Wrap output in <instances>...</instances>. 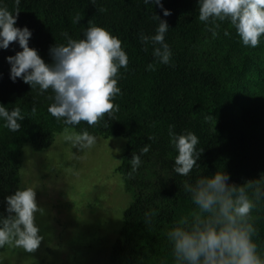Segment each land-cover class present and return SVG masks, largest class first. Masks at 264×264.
Segmentation results:
<instances>
[{"label":"trees","instance_id":"16d2710c","mask_svg":"<svg viewBox=\"0 0 264 264\" xmlns=\"http://www.w3.org/2000/svg\"><path fill=\"white\" fill-rule=\"evenodd\" d=\"M161 3L171 15L164 16L161 7L144 0H95V4L91 0H21L15 25L31 31L29 47L48 64L53 63L50 47L67 44L69 37L83 39L89 21L118 37L129 57L127 69H119L121 94L114 100L119 111L112 120L104 118L109 126L105 128L104 121L95 127L86 122L74 126L77 132L87 129L95 136L125 139L115 171L131 201L123 211V227L110 248L108 264H174L167 232L195 208L184 190L185 181L194 184L217 170L228 173L229 182L236 185L264 175V35L257 47L245 46L225 20L218 21L213 37L208 25L198 19L199 0ZM0 6L13 11L14 0H0ZM77 13L82 18L74 24ZM154 15L169 25L165 42L172 57L167 65L153 56L159 45L149 43L145 51L140 40L141 33L156 34L159 21L152 19ZM19 51L18 41L0 48V105L8 110L19 107L25 116L18 121V132L5 128L0 118V219L9 215L7 197L19 189L23 146L30 144L41 151L65 127L63 120L48 112L54 102L48 99L54 95L51 89L41 94L38 86L32 89L21 78H10L7 58ZM149 64L155 65V71L148 70ZM170 125L177 135L193 132L199 139L197 149H203L198 166L188 176L174 171L178 152L168 135ZM145 145L150 146L149 152L141 155V165L128 178L133 153L141 154ZM152 212L156 214L146 224L145 213ZM252 216L257 229L253 239L264 257V198Z\"/></svg>","mask_w":264,"mask_h":264},{"label":"clouds","instance_id":"9594fccd","mask_svg":"<svg viewBox=\"0 0 264 264\" xmlns=\"http://www.w3.org/2000/svg\"><path fill=\"white\" fill-rule=\"evenodd\" d=\"M21 0H14V10L0 6V48L7 49L12 42L19 43L22 51L7 59L11 64L10 78H21L32 89L39 87L40 93L51 89L54 95L48 99L54 102L48 112L63 120L65 127L60 139L85 152L97 143V137L87 129L79 132L74 126L86 122L88 126H99L107 116L114 119L119 105L114 103L121 94L118 87L119 69H127L129 57L122 48V41L110 34L105 28L89 21L84 38H68L67 44L51 46L49 54L53 63H46L38 51L29 47L31 31L25 26L16 27ZM95 4V0H91ZM145 4L155 3L163 9L164 16L171 15L164 9L161 0H144ZM99 11H107L100 8ZM79 13L72 23H79ZM159 25L153 36L141 33V43L159 45L154 47L153 56L161 64H169L172 52L165 42L169 29L166 20L154 15ZM199 21L208 25L207 30L216 37L218 21L228 20L237 30L243 45L257 47L264 35V0H199ZM229 35L226 30L224 33ZM67 36V33H64ZM148 70L155 71V65L149 64ZM35 115L36 109L32 108ZM0 118L4 127L11 132H18L25 116L19 107L8 110L0 105ZM211 117H206V120ZM72 126V127H69ZM103 126L107 128L108 122ZM169 126L168 135L178 155L174 160V171L181 176H188L203 151L197 149L199 139L191 131L177 135ZM155 140L154 136L148 137ZM150 146L145 145L141 154L133 153L131 171L128 178H133L141 165V155L148 153ZM73 158L79 159V156ZM229 174L217 170L211 176H202L194 184L184 183L185 192L190 194L195 208L182 215L167 232V239L172 249L174 264H264V257L254 242L257 229L254 227L252 211L264 198V175L259 179L246 181L243 185L229 182ZM6 218L0 219V248H22L35 252L43 240L40 229L35 223V214H44L38 206L33 185L24 184L13 195L7 197ZM155 212L145 213V223H151Z\"/></svg>","mask_w":264,"mask_h":264},{"label":"rangeland","instance_id":"374dc122","mask_svg":"<svg viewBox=\"0 0 264 264\" xmlns=\"http://www.w3.org/2000/svg\"><path fill=\"white\" fill-rule=\"evenodd\" d=\"M61 133L41 151L30 144L22 148L19 189L34 186L44 209L43 215L35 214L43 240L32 253L6 246L0 264H108L131 201L115 171L125 139L96 136V145L83 152L62 142Z\"/></svg>","mask_w":264,"mask_h":264}]
</instances>
